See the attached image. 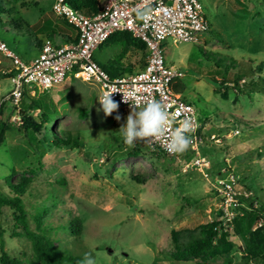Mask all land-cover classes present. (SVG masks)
<instances>
[{
    "label": "rangeland",
    "instance_id": "374dc122",
    "mask_svg": "<svg viewBox=\"0 0 264 264\" xmlns=\"http://www.w3.org/2000/svg\"><path fill=\"white\" fill-rule=\"evenodd\" d=\"M55 1L0 0L23 21L18 29L5 16L0 39L25 62L39 54L36 38H45L40 26L64 27L53 12ZM98 1L103 8L107 0ZM199 1L211 26L208 35L200 44L168 39L163 52L166 65L184 73L176 83L201 122L205 143L200 153L211 163L204 172L193 165L194 154L169 157L143 142L125 144L120 127L131 110L119 106L105 116L98 110L99 85L73 75L37 96L56 116L54 130L60 133L64 128L66 135L78 136L80 148H57L49 131L39 135L24 130L23 123L13 121L15 110L5 101L13 88L6 77L11 62L0 52V119L10 125L0 145V191L10 176L14 182L31 180L26 206L31 214L47 209L44 224L64 251L91 254L96 264H245L242 256L250 223L243 210L241 234L230 229L235 244L230 254L208 263L172 259V230H198L224 220L215 188L218 177L238 178L235 187L243 209L264 201V0ZM145 54L141 46L110 45L97 50L95 59L120 75L116 65H132L138 72ZM236 79L240 82L235 86ZM214 80L226 84L217 90ZM75 217L83 222L80 237L67 229ZM30 221L34 229L32 217ZM12 225L11 211L3 209L0 226L7 251L13 257L31 256L30 241L13 237Z\"/></svg>",
    "mask_w": 264,
    "mask_h": 264
},
{
    "label": "built area",
    "instance_id": "2783aa9c",
    "mask_svg": "<svg viewBox=\"0 0 264 264\" xmlns=\"http://www.w3.org/2000/svg\"><path fill=\"white\" fill-rule=\"evenodd\" d=\"M139 11H147L148 15L142 18ZM53 12L73 27L74 42L56 45L46 39L38 56L25 62L0 39V52L11 62L8 73L12 74L13 88L5 101L15 110L13 121L16 124H22L19 109L25 91L35 96L64 83L73 75L97 83L100 94L112 91L113 100L128 110H132L131 104L142 109L153 99L158 100L168 112L170 123L164 134L143 139L144 145L155 152L178 157L179 153L167 151V145L174 130L184 120H190L191 144L188 149L189 154L196 157L193 165L203 172L211 167L210 161L200 153L205 141L195 108L173 89L184 73L167 66L163 52V44L168 39L174 43L200 44L208 35L211 26L199 0H107L96 15L76 10L66 0H56ZM116 32H129L141 40L147 47L148 57L142 70L113 78L97 63L95 53ZM124 96L129 102L124 101ZM223 173L229 174L227 170ZM227 177H218L215 188L220 197L219 209L230 224L241 204L235 187L238 178L233 174Z\"/></svg>",
    "mask_w": 264,
    "mask_h": 264
},
{
    "label": "trees",
    "instance_id": "16d2710c",
    "mask_svg": "<svg viewBox=\"0 0 264 264\" xmlns=\"http://www.w3.org/2000/svg\"><path fill=\"white\" fill-rule=\"evenodd\" d=\"M66 2L74 9L87 15H96L102 10L98 0H66ZM5 16H7L18 29H22L23 21L20 16L15 14L12 9L6 10L2 4L0 5V27L6 24V20H3ZM59 18L63 21L64 27L52 26L50 23L40 26L38 31L44 34L45 38L42 39L35 35L37 37L36 40L39 45V51L46 39H51L56 45H65L74 42L73 35L68 33V29H71L72 32L75 33L73 27L69 25L64 18ZM26 33L30 34V32ZM126 44L141 46L142 49L145 50V61L143 62L144 68L148 57L147 47L141 40L135 38L129 32H116L105 43H103L99 49L102 46ZM116 66L117 69L121 70L120 75L137 72L132 65L128 68L120 67L119 65ZM103 68L111 77L114 78L119 76L114 70L109 71L105 67ZM11 76V73L6 74L7 78H11ZM239 82L240 81L236 79L235 86L238 85ZM214 83H216L217 90H220L226 84V82H218L217 80H214ZM179 88L180 85L174 83L173 89L178 94L181 93ZM238 91L240 90L238 89ZM23 104H26V106L22 107ZM3 105L4 103H2L1 109H3ZM46 109V102H43L39 96H32L29 92L25 91L19 109L24 130H31L39 135L43 134V132L49 131V139L55 147L79 149V137H72L69 134L66 135L64 128H60V133L55 131L53 126L58 123V120L56 116H52ZM31 111L39 112L40 115L35 117L30 114ZM1 116L2 112L0 111V117ZM8 129H10V125L2 123L0 119V145L3 142L4 135ZM142 142L143 139L138 140L139 144ZM189 151L190 150L187 149L186 151L179 153L178 156L186 155ZM134 152L138 153L139 149L135 148ZM31 184L32 181L27 179L14 182L13 176L4 180L3 189L5 192L0 191V215L2 214L3 209L11 211L13 215L11 235L13 237L27 238L31 243L32 254L29 257L23 258L11 256L6 249L5 231L0 226V264H82L86 254H73L56 246L51 231L44 224V216L47 209L36 211L35 214H31L28 210L24 199L31 188ZM240 210L245 211V215H247L246 217L250 223L249 231L245 238L242 260L245 264L256 262L263 263L264 201L260 206L251 204V207L248 209L239 207V213L231 220L230 224L225 220H214L202 225L198 230H172V259L177 262H188L199 259L204 263H208L212 259L230 254L235 248L234 242L230 240V229L233 228L237 235H240L242 232L240 219L244 214H242ZM31 217L35 224L34 229L31 227ZM67 229L71 235L80 237L83 231L82 220L79 217L73 218L69 222Z\"/></svg>",
    "mask_w": 264,
    "mask_h": 264
},
{
    "label": "clouds",
    "instance_id": "9594fccd",
    "mask_svg": "<svg viewBox=\"0 0 264 264\" xmlns=\"http://www.w3.org/2000/svg\"><path fill=\"white\" fill-rule=\"evenodd\" d=\"M138 15L143 18L148 15V12L139 11ZM112 93V91H106L96 98L100 104L98 110H102L105 116L111 115L119 107L118 102L113 100ZM124 101L129 102L125 96ZM131 105L132 110L126 118V123L120 127L125 144L133 145L138 140L158 137L166 132L170 123L169 114L158 100L153 99L139 110L135 104ZM115 118L117 120L121 119L119 115ZM191 128V121L184 120L172 133L167 151L173 154L186 151L191 144V138L188 135ZM82 264H96V260L91 254H86Z\"/></svg>",
    "mask_w": 264,
    "mask_h": 264
},
{
    "label": "crops",
    "instance_id": "0c3cea01",
    "mask_svg": "<svg viewBox=\"0 0 264 264\" xmlns=\"http://www.w3.org/2000/svg\"><path fill=\"white\" fill-rule=\"evenodd\" d=\"M72 35H73V37L75 36V33H72ZM180 85V84H179ZM180 87H181V85H180ZM185 99H186V101H188V99L182 94V93H180ZM189 102V101H188Z\"/></svg>",
    "mask_w": 264,
    "mask_h": 264
}]
</instances>
